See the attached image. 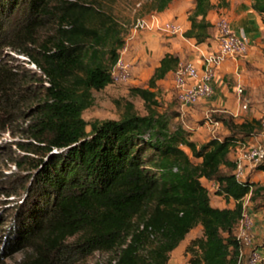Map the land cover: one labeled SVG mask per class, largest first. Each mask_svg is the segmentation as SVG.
I'll return each instance as SVG.
<instances>
[{"label":"trees","instance_id":"1","mask_svg":"<svg viewBox=\"0 0 264 264\" xmlns=\"http://www.w3.org/2000/svg\"><path fill=\"white\" fill-rule=\"evenodd\" d=\"M154 1V9L163 11L171 0ZM213 7L211 0H194L183 35L206 42L213 27L206 16ZM251 8L264 16V0H251ZM15 12L21 14L12 16ZM16 17L11 27L9 20ZM49 22L56 23L51 39L39 43L36 55L25 51L42 72L30 76L39 102L25 128L32 139L26 148L37 156L29 161L33 202L12 228V243L32 248L33 263L52 264L67 253L111 250L126 236L118 264H167L169 253L200 226L201 235L185 247L189 262L240 264L242 244L235 229L243 200L249 195L264 206V180H238L230 153L263 130L260 118L235 120L220 111L213 120L226 133L202 144L182 126L171 128L157 100V81L179 63L167 52L146 86L129 88L142 99L144 114L125 100L118 118L89 122L83 111L94 101L93 90L111 83L125 37L110 14L82 0H0L1 39L9 29L29 35ZM8 78L0 66L4 96ZM254 170L264 172V162ZM202 179L214 181L215 194L232 205L213 206Z\"/></svg>","mask_w":264,"mask_h":264},{"label":"rangeland","instance_id":"2","mask_svg":"<svg viewBox=\"0 0 264 264\" xmlns=\"http://www.w3.org/2000/svg\"><path fill=\"white\" fill-rule=\"evenodd\" d=\"M82 1L91 3L96 8L110 14L117 22L121 34L128 43L132 34L135 33L132 28L137 19L144 18L149 22H153V24L151 23L150 27L138 29L136 32L154 27L165 36H173V34L163 30L165 23L176 21L180 24L176 19L163 20L159 17L156 14L159 11H156L153 7L154 0ZM17 14L20 15L21 12H15L12 16ZM153 16L156 17L155 21L151 20ZM16 19L17 17L14 20ZM14 20H9L11 21L9 23L11 27L19 21ZM55 31L56 23L49 22L45 27L39 28L31 34L29 33V35L22 31L16 32L9 29L7 34L2 39L0 38V66L5 68L9 75L8 81L5 83V89L7 90L5 96L0 92V264H35L32 262L35 258V251L32 248L25 243L20 242L18 245L12 243L15 238L12 228L22 219L24 210L27 207L25 205L33 202V200L29 201V195L32 191L30 188L32 182L29 177V161L37 156L26 148L32 139L25 133V128L33 119L34 107L39 102L37 91H33L34 89L31 88L30 76L34 71L39 74H42V72L37 68L32 57L26 54L25 51L36 55L39 43L51 39ZM178 34H183V29ZM262 54L264 56L263 52ZM257 70L260 71L258 72L260 76L246 82H240L243 87L240 96L232 89L234 83L227 81L229 83L227 89L229 99L237 108V113L233 116L235 120L252 117L260 118L264 112V65L258 67ZM173 75L174 73L171 77ZM133 79L134 76L131 71L129 81L110 83L100 90H93L94 101L90 107L83 111V117L89 122L96 119L118 118L125 100H130L133 103L136 112L144 114L145 108L142 99L130 95L129 88L131 86H146L148 79L139 82H134ZM44 83L48 84L47 82ZM168 90H174V93L172 92L170 97L167 98L165 91H158L159 99L157 100L160 104L158 110L168 114L171 128L177 125H187L189 126L187 131L190 132L198 129L197 127L201 125V128L197 130L199 140H208L211 137L226 133L221 124L213 126L210 123L215 114H218L223 108H228L227 106H211L206 109H199L200 111L197 112L196 116L189 114L190 118L187 115L180 118V102L176 96V90L171 87ZM243 103L246 104V108L242 107ZM176 116L178 117L175 118ZM87 129H89V126H87ZM19 161H21V164ZM202 183L209 190L213 206H231L222 197L220 198L219 195L215 194V183L206 180H202ZM248 196L246 195L243 201L245 213L252 221V226L250 229L241 230L240 225H238L235 229V233L242 244L240 264H246L248 255L253 250L260 252L264 263V251L260 250V248L264 249V235L260 236V232L263 234V229H259L261 227L259 224L264 222L263 205H255L256 202H251ZM255 210H258L260 214L255 213ZM140 220V216L135 219L133 229L140 223ZM200 235V226L192 229L178 247L169 253L167 264H192L189 262L191 253L187 252L185 247L190 239ZM128 241L129 237L124 236L120 243L111 250H94L88 254L67 253L57 256L56 261L52 264H118L120 250L126 246Z\"/></svg>","mask_w":264,"mask_h":264},{"label":"crops","instance_id":"3","mask_svg":"<svg viewBox=\"0 0 264 264\" xmlns=\"http://www.w3.org/2000/svg\"><path fill=\"white\" fill-rule=\"evenodd\" d=\"M211 1L214 7L209 10L206 18L213 24V27L211 29V37L206 42L197 43L194 38L185 37L183 34L165 36L154 27L135 32L129 39L131 51L128 56L133 62V81L139 82L147 80L151 76L154 68L159 64L160 58L167 52L177 55L179 61L189 60L197 67H201L205 55L217 47L215 23L219 17H226L232 30L245 35L248 43L247 53L237 58H225L215 68L212 78L213 92L208 96L202 97L194 106H184L180 103V118H183L185 115L189 116V114L196 116L197 112L200 111L199 109H206L211 106H227L228 108L225 109L221 107V111L231 113L234 116L237 113V108L234 106V103L232 104L231 99H229L227 92L229 83L227 81L229 80L236 84L237 82L255 79L260 76L258 73L260 71L257 70L258 67L264 65V56L262 54L264 46L262 42L264 16L259 15L251 8V0ZM222 1H225L226 4H221ZM193 6L194 0H171L163 11L156 12V14L163 18V20L176 19L180 22L184 32L190 26L187 16ZM173 73L171 71L164 78L157 81V92L161 90V92L165 91L167 98L170 97L172 92L174 93V90L169 91L168 89L170 87L175 89L173 77H171ZM157 99H159L158 95ZM182 127L185 130L189 129L187 125H182ZM197 128H201V125ZM198 129L190 131L189 138L197 144H202L207 140H199ZM245 141L252 143L261 141L264 143V130L256 135L247 137ZM230 157L233 158L232 152L230 153ZM248 178L249 180L263 183L264 172L255 171L254 168L249 169ZM209 182L215 183L214 181ZM219 197L221 198V196ZM229 204L232 205V202L230 201ZM262 211L264 212V206ZM255 213L260 214L258 210H255ZM259 226H261L259 229H263V234L260 232V236H263L264 222L259 224ZM260 250L264 251L263 248H260Z\"/></svg>","mask_w":264,"mask_h":264},{"label":"built area","instance_id":"4","mask_svg":"<svg viewBox=\"0 0 264 264\" xmlns=\"http://www.w3.org/2000/svg\"><path fill=\"white\" fill-rule=\"evenodd\" d=\"M152 21L156 17H151ZM151 23L144 18L137 19L133 25L132 31L150 27ZM217 47L212 52L205 55L202 66L197 67L192 61H179L173 75V84L176 89V96L179 102L184 106L197 104L202 97L208 96L213 91L212 78L215 68L228 57L237 58L243 56L248 51V43L243 34L232 30L226 17H219L215 23ZM163 30L169 34H178L182 32L181 25L176 21L167 22ZM130 51L127 40L118 51V57L111 70V83L127 82L131 78L132 62L128 57ZM233 90L238 96L243 91L242 84L237 82ZM243 108L246 104L243 103ZM235 116V115H234ZM261 124L264 127V112L260 116ZM218 121L212 120L210 125H219ZM233 160L235 161L234 173L238 180H246L248 171L256 165L264 162V144L260 142H243L232 150ZM245 207V204H244ZM241 230L250 229L252 221L248 215L243 213V217L238 224ZM263 256L258 250L250 252L246 264H264Z\"/></svg>","mask_w":264,"mask_h":264}]
</instances>
